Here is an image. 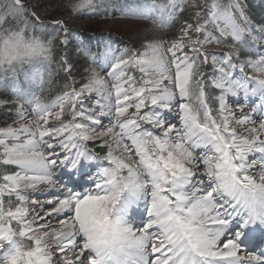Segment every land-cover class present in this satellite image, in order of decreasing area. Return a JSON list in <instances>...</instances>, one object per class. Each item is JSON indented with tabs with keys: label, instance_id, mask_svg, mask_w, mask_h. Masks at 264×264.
Here are the masks:
<instances>
[{
	"label": "snow or ice",
	"instance_id": "1",
	"mask_svg": "<svg viewBox=\"0 0 264 264\" xmlns=\"http://www.w3.org/2000/svg\"><path fill=\"white\" fill-rule=\"evenodd\" d=\"M103 6L63 0L69 18ZM187 7L197 11L176 38L105 54L109 89L91 69L77 86L63 20L50 34L25 0H0V79L53 63L70 78L49 104L20 102L15 90L16 119L0 127V264H264V250L246 243L264 236V24L252 25L243 0ZM187 7L167 0L132 14L156 10L163 24ZM213 42L235 51H202ZM250 98L259 102L245 114ZM174 109L178 123L168 119ZM39 185L51 198L29 219Z\"/></svg>",
	"mask_w": 264,
	"mask_h": 264
},
{
	"label": "rangeland",
	"instance_id": "2",
	"mask_svg": "<svg viewBox=\"0 0 264 264\" xmlns=\"http://www.w3.org/2000/svg\"><path fill=\"white\" fill-rule=\"evenodd\" d=\"M55 1L56 0H45L44 4L49 5ZM177 2L182 3L187 7L188 5L193 4L195 0H177ZM222 3L227 4L228 0H222ZM252 4L260 11L261 9L264 11V0H253ZM158 5L159 4L157 3L154 2L150 3L143 0L138 2L128 1L126 7L121 11L120 15L116 19L109 20L108 22L105 23H101L102 27L100 28L101 29L100 33L99 30L94 31V33L88 30L87 28L88 19H81L72 22H64V25L71 30V35L68 37L70 43L67 46L69 63L72 65L73 62H76L77 60L78 61L85 60L83 62L91 63L92 67L89 69L99 72L101 76L104 77L107 83V77L105 73L101 71V68L105 62V54L107 53L110 56H118L125 49H132L131 48L132 44L131 45L128 44V39L136 37L137 36L136 34L142 31V29L149 26L148 25L149 23L152 24V26L150 27L152 31V34L150 36L152 37H154V35L162 36L163 31H167V32L170 31V33H172V31L175 29H177V34L175 35L174 38H176L179 35L180 27L181 25H183L180 24L179 27L176 28L179 21L178 17L180 16L179 14L181 13L179 10H177L175 14L171 16V18L166 19L163 24L160 21L159 12L156 10L150 11L149 18L147 19L140 18L139 16L132 14L133 10L135 9H150L153 6H158ZM195 11H197V9L193 7H187V10L183 12L184 15H182V17L188 18L189 15L193 16ZM245 11L247 12L246 8ZM44 24L48 26L47 28L48 33L54 34L52 22L45 21ZM252 25L254 26V24ZM169 36L171 38V35ZM152 41L159 42L158 40H152ZM143 44L144 43H142L141 45ZM80 48L89 49L91 53L96 57V59L92 60L91 57L85 58L83 55L77 54V50ZM260 49L262 48H258L259 51H262ZM234 51L235 50L224 51V53H232ZM56 52L58 58L59 54L65 52V49L60 47L56 49ZM209 62L211 64V59L209 60ZM52 66L56 67L54 71L59 72V74H61L62 76L61 77L62 79L65 80L66 78L67 79L69 78V76L65 73V71L62 68H60L58 65L53 63ZM47 68H48L47 66L41 68L40 65H35L31 68H27L26 71L20 72L18 76L15 78L9 76L7 78L0 79V100L8 99L9 105H11L12 102L15 100L14 92L15 90H18L19 94L22 97V100L20 102H23V100L33 99L34 96L39 97L40 102L44 104H49L55 101L56 97L59 96L60 94L54 93L53 89L47 85V79H51L52 78L51 75H44L43 73L42 77H38L41 78L40 84L38 86L35 85L31 79V74L33 72H36V74L40 75L41 70L44 72V69ZM205 71L209 72V67L208 69L206 68ZM76 73L77 71L75 68H73L72 65L71 77H74L76 79L78 86V84L81 82L80 80L81 76L86 75V72L81 76H75ZM69 82H70V78H69ZM109 85L106 87H109ZM65 90L66 89H64L63 91ZM209 104L211 107H213L214 103L212 98L209 99ZM25 107L29 108V112H31L29 105L25 104ZM11 114L12 113L7 108H4V106H0V121L10 117ZM30 122L32 121L30 120L27 121V123ZM79 184L81 185L83 184V187L85 188L86 183H84L83 179L79 181ZM45 197L46 196L40 197L36 200H38V202L40 203L41 202L43 203L45 199L42 198ZM43 214L45 215V212Z\"/></svg>",
	"mask_w": 264,
	"mask_h": 264
},
{
	"label": "trees",
	"instance_id": "3",
	"mask_svg": "<svg viewBox=\"0 0 264 264\" xmlns=\"http://www.w3.org/2000/svg\"><path fill=\"white\" fill-rule=\"evenodd\" d=\"M45 0H25V3L28 4V6L36 11L39 15L40 18L43 22L49 21L52 22L53 20H63V22H72V21H78L81 19H88V25L87 28L91 32L94 33V31H98L99 33L101 32V23L108 22L109 20L116 19L122 9H123V2L127 0H105V6L99 8V10L92 15L89 14H83V15H74L71 18L68 17L67 11L63 8V0H56L55 2L51 4H44ZM132 1H141V0H132ZM146 2H156V3H166L167 0H143ZM246 9H247V15L248 17L254 21L257 24H264V11L261 9V11L256 8L252 2L253 0H243ZM182 13L179 17L180 22H185L186 20H192V15H189L188 18H183ZM146 28L142 29L139 33H137L136 37L134 38H129L128 39V44H132L131 48L132 49H137L142 43H145L146 41L149 40H160V41H166L170 39V36H173L176 31H163L162 36L160 35H154V37L150 36L152 34V31L150 27L152 26L151 23L148 24ZM85 61V60H83ZM83 61H76L73 62V68L76 69L77 73L75 76H81L85 73L86 69H89L91 67V63H85ZM56 67L51 66L50 69H46L45 73L48 75H51V79H47V85L53 89L54 93H60L65 89L66 83H69V78L67 79H62L61 74L59 72L54 71ZM208 94L210 99L214 98V92H212L211 88L209 87L208 89ZM217 105L214 103L213 104V109H216Z\"/></svg>",
	"mask_w": 264,
	"mask_h": 264
},
{
	"label": "bare ground",
	"instance_id": "4",
	"mask_svg": "<svg viewBox=\"0 0 264 264\" xmlns=\"http://www.w3.org/2000/svg\"><path fill=\"white\" fill-rule=\"evenodd\" d=\"M261 48L262 49H264V46H261ZM207 52H209V53H214V52H211V51H207ZM218 54V53H217ZM210 64H209V70H210ZM208 69V68H207ZM209 73H211V71L209 72ZM237 73H238V70H237ZM104 74V73H103ZM239 74V73H238ZM107 77V76H106ZM107 81L109 82V84H110V78H108L107 77ZM108 84V85H109ZM108 85H106V86H108ZM110 87H111V84L109 85V89H110ZM234 99H236V98H232V99H229L228 101H227V103H228V106H229V109L232 111V112H236V113H239V109L236 107V105L233 103V100ZM239 99H241V101H243V95H241L240 97H239ZM258 102H259V100H258V98H250L249 99V101L245 104V106H244V109H243V111H244V113L245 114H247V113H250L251 111H252V107H254L256 104H258ZM260 115V113L259 112H257V113H255L254 114V116H259ZM176 117V110L174 109L173 111H172V113H169L168 114V119L171 121V122H174V123H178V121H176L174 118ZM65 119H68V117H65ZM31 121V120H30ZM26 123H27V121H26ZM108 123V121L107 120H105L104 121V124L106 125ZM240 131H242V129H240ZM252 159H256L257 160V166H256V168H254V169H251L250 171H252L253 172V174H258V171H259V162H260V156H259V154H250L249 155V157H248V160H249V162H251V160ZM82 179H84V177L82 178ZM81 179V180H82ZM84 183H86L85 184V189L88 187V184H87V181H84ZM79 185H81V184H79ZM82 186H83V184H82ZM47 186H45V185H39L38 186V188L36 189V193L35 194H31L30 195V198H29V200H28V202H27V207H28V211H29V213H30V216H29V219H34V218H36L37 217V213H38V215L40 216V217H43L44 216V212H45V210H41L40 209V205H43V204H45L46 203V199H50L51 197H49V196H47V195H43V196H41V195H39V193H40V191H41V189H44V188H46ZM44 196H46L45 198H42V199H45L44 201H43V203L41 202H38V200H36V199H38V198H40V197H44ZM53 223V225H55V221H52ZM137 223H138V218H137ZM260 237V241H264V236H259ZM258 238V237H257ZM262 245H264V243H262ZM258 250H259V246L258 245H256L254 248H252L251 250H249V251H255V252H258Z\"/></svg>",
	"mask_w": 264,
	"mask_h": 264
}]
</instances>
